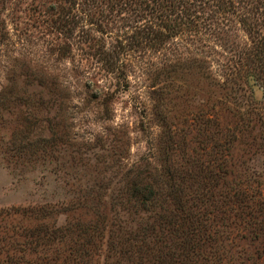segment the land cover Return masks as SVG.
<instances>
[{"label":"trees","instance_id":"16d2710c","mask_svg":"<svg viewBox=\"0 0 264 264\" xmlns=\"http://www.w3.org/2000/svg\"><path fill=\"white\" fill-rule=\"evenodd\" d=\"M55 1L47 12L48 26L57 34L52 51L63 58L77 48L83 52L80 64L88 58L101 63L108 82L100 102L105 113L127 83L123 57L131 47L130 42L122 44L121 35L108 41L101 17L125 21L132 45L142 49L160 50L173 39L217 43L219 34L228 37L240 29L248 44L233 50L229 58L233 69L226 74L223 89L228 77L239 75L238 66L248 69L244 82L251 78L264 91V0ZM89 9L99 15L98 20L85 19ZM7 93L0 96V109ZM23 103L29 106V100ZM187 122V129L163 130L156 155L120 167L114 193L99 190L108 185L102 180H90V185L84 180L79 186L86 190L78 193L53 191L25 206L1 211L0 264H222L234 241L228 237L222 241L223 229L247 232L260 239L264 249V191L250 179L236 183L229 179L234 143L241 132L221 124L218 112L211 110H194ZM259 131L264 145L262 121ZM22 140L11 138L5 152L17 157L25 153L27 160L35 161L60 138L51 132L49 137L25 138L24 145ZM109 162V170L119 168L114 158ZM91 163L96 170L97 163ZM53 165L59 167L58 158ZM75 165L71 161L67 167L76 171ZM60 166L64 167L61 162ZM75 211L82 212L60 223L55 216ZM9 218L22 222L12 224Z\"/></svg>","mask_w":264,"mask_h":264},{"label":"rangeland","instance_id":"374dc122","mask_svg":"<svg viewBox=\"0 0 264 264\" xmlns=\"http://www.w3.org/2000/svg\"><path fill=\"white\" fill-rule=\"evenodd\" d=\"M55 2L0 0V96L8 91L0 109V212L25 206L53 191L74 194L78 189L86 190L79 186L84 180L88 185L102 180L108 185L99 190L114 193L121 178L120 167L156 155L163 130L187 129V120L197 109L218 112L221 124L241 132L234 143L229 179L235 183L250 179L264 191V145L257 137L260 122L264 123L259 114L264 112L263 88L251 78L244 82L248 69L238 66L235 72L239 75L228 77L226 88L222 85L233 69V61L229 62L233 50L248 44L242 30L228 37L219 34L217 43L173 39L160 50L142 49L132 45V32L125 21L110 22L101 17L105 38L113 42L114 35H121L122 44L130 42L131 47L123 57L127 83L111 99L105 113L100 102L108 82L101 63L88 58L80 64L83 52L77 48L63 58L52 51L51 42L57 34L48 26L47 12ZM97 16L89 9L85 19L96 21ZM25 100L29 106L24 105ZM51 132L60 141L37 155L35 161L27 160L25 153L17 157L14 152L13 156L5 152L11 138L36 140L51 136ZM23 140L20 144L24 145ZM54 158H58L59 167L53 165ZM113 158L119 168L109 170ZM71 161L78 170L67 167ZM91 162L97 163L96 170ZM54 184L58 188H53ZM78 212L82 211L55 216L60 223ZM19 220L8 219L12 224L22 222ZM223 230L222 241L227 237L234 241L228 246V256H222V264H253V259L264 264L260 239L235 229Z\"/></svg>","mask_w":264,"mask_h":264}]
</instances>
